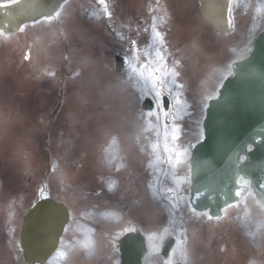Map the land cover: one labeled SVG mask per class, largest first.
<instances>
[{"label": "rangeland", "instance_id": "1", "mask_svg": "<svg viewBox=\"0 0 264 264\" xmlns=\"http://www.w3.org/2000/svg\"><path fill=\"white\" fill-rule=\"evenodd\" d=\"M9 1L0 0V3ZM139 2L132 0V4ZM70 15L64 13L63 17L69 19ZM236 16L241 25H238L236 34L221 36L222 49L219 54L215 53V29L208 26L204 31L208 40L201 49L206 50L201 51L199 57L191 54L190 58L184 60L182 73L188 95L202 91L211 73H218L220 66L223 72L225 61L239 58L238 54L245 55L249 51L248 44L262 31L264 22L247 36L244 25L247 16L249 19L251 15L237 7ZM82 25H86L85 20ZM64 29L62 35L52 21L43 19L25 24L11 34L0 32V264H29L19 247L21 222L37 196L44 195L42 187L48 183L50 195L65 202L73 215L61 247L49 264H64L62 260L69 251L79 252L74 247V237L83 239L79 243L83 257L80 264H92L94 243L92 234L89 236L87 230V221L91 219L92 210L99 211L103 205L100 202L92 205L90 193L102 190L104 152L108 146H119L118 140L123 134L119 131L120 119L126 122L123 130L127 135H131L134 128V107L124 98L123 106L118 111L116 93L110 95L111 102L105 105L102 101L103 91L96 89L98 86L101 88L96 80L92 81L94 88L90 97L98 101L86 104L84 97L82 106L73 105L76 94L71 87L73 78L70 75L66 76L63 103L50 123L60 95L59 77L65 78L60 73L65 58L68 60V74L72 69L71 50L75 36L69 20L64 22ZM92 36L103 37L101 32ZM194 44L196 42H189V53L193 51ZM202 94L204 102L198 109L185 111L195 118L192 124L183 127L190 133V138L202 135L204 105L213 90L206 88ZM157 115V112H141V117L146 119L145 127ZM151 127L149 125V129ZM232 212L221 223L218 219L206 221L208 217L201 222L198 216H192L188 221L201 234L196 233L187 240L181 219L174 221L167 214H160L158 221L152 223L135 211L133 215L136 213L135 218L139 219L148 240L149 251L145 263L174 264L177 258H181L184 264H221L218 255L224 261L236 262L244 248L234 243V236L239 234L245 241L248 240L246 235H252L250 230H256L258 215L264 222V209L252 196H247L234 205ZM100 213L102 218H107L108 214L101 210ZM111 218L116 219L117 215H111ZM131 222L132 219L115 222L112 227H128ZM236 230L238 233L233 232ZM168 236H175L177 243L171 256L164 259L160 254V245ZM261 252L264 256V248ZM107 258V264H120L116 254L111 253Z\"/></svg>", "mask_w": 264, "mask_h": 264}, {"label": "flooded vegetation", "instance_id": "2", "mask_svg": "<svg viewBox=\"0 0 264 264\" xmlns=\"http://www.w3.org/2000/svg\"><path fill=\"white\" fill-rule=\"evenodd\" d=\"M237 7L251 12L257 22L264 18V0H235L234 8ZM61 13H71L70 18L63 15L56 17L55 27L63 32L64 22L69 20L75 36L71 72L72 88L76 94L73 105L78 107L83 103L77 93L80 90L90 97L94 88L92 81L96 80L107 94L113 89L118 90V111L125 98L134 107L135 114L131 135L125 133L123 126L126 122L120 119L118 126L123 134L118 140L119 146H110L107 150L103 188L93 192L90 198L92 205L102 203L101 212L108 214L105 219L101 217L100 210H92L91 219L87 221L89 236L92 234L91 238H98L92 264H107L111 253H119L118 239L128 230H141L136 213L133 215L135 211L151 222L157 220L160 207L169 212L171 218L183 217L188 240L197 233L188 219L192 216L199 219L200 215L195 214L197 212L190 205L192 139L187 129L183 128L192 124L194 117L183 110L195 109L198 104L194 101L195 95L205 90L203 86L202 91L188 95L185 86L179 83H184V60L191 54L199 57L201 51L206 50L201 49L208 40L204 35L208 25L200 13L198 1L140 0L138 4H132V0H70ZM83 20L88 21L87 25L81 26ZM90 20L94 23L89 24ZM95 32H101L103 37H92ZM215 39V53L219 54L222 49L221 33L215 32ZM189 42H196L191 53L187 51ZM118 55L122 58V65H126L117 73L120 80L112 76ZM126 60L127 64H124ZM230 73L231 70L224 74L220 66V71L210 77V85L206 88L214 90L217 96ZM160 92L171 96L170 104L177 109L175 120L159 116L145 127L146 119H142L139 112L143 106L142 94H152V99L157 100L161 110ZM105 98V103L110 104L109 95ZM166 121H169V126ZM149 125L155 126L157 133L149 131ZM239 182L250 184V180L243 176ZM232 210V205L225 208L223 215L227 218ZM111 215H117V218H111ZM129 219L132 222L128 227H112L115 222ZM263 228V222L259 220L256 230H250L252 235H246L248 240L235 235L234 243L241 244L244 249L239 252L236 262L224 261L218 255L221 264H264L261 252L264 248ZM200 232L198 230L197 234L200 235ZM233 232L238 233L237 230ZM73 240V244L79 247L83 239L74 237ZM71 257L66 258L71 264L82 262L79 252H72Z\"/></svg>", "mask_w": 264, "mask_h": 264}, {"label": "water", "instance_id": "3", "mask_svg": "<svg viewBox=\"0 0 264 264\" xmlns=\"http://www.w3.org/2000/svg\"><path fill=\"white\" fill-rule=\"evenodd\" d=\"M65 1L0 4V30L16 32L27 22L53 16ZM200 1L215 26L224 32L233 30V0ZM233 70L218 98L210 100L203 121L204 138L196 144L191 158V204L197 210L209 209L214 217L247 193L249 188L238 183L239 175L251 180L254 194L264 206V32L252 52L234 63ZM69 219L64 203L50 197L37 201L22 225L20 244L25 259L32 264L45 263L58 247ZM174 242H166L165 256ZM119 243L121 264H143L147 252L143 234L127 233Z\"/></svg>", "mask_w": 264, "mask_h": 264}, {"label": "snow or ice", "instance_id": "4", "mask_svg": "<svg viewBox=\"0 0 264 264\" xmlns=\"http://www.w3.org/2000/svg\"><path fill=\"white\" fill-rule=\"evenodd\" d=\"M167 105V100L165 101V106Z\"/></svg>", "mask_w": 264, "mask_h": 264}]
</instances>
